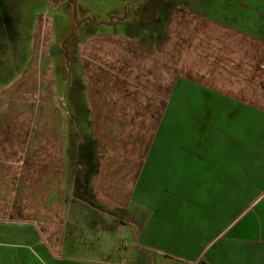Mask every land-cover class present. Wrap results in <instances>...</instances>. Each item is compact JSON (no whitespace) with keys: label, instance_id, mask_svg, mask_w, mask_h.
I'll list each match as a JSON object with an SVG mask.
<instances>
[{"label":"crops","instance_id":"1","mask_svg":"<svg viewBox=\"0 0 264 264\" xmlns=\"http://www.w3.org/2000/svg\"><path fill=\"white\" fill-rule=\"evenodd\" d=\"M188 1L146 39L79 43L71 104L88 163L68 147L76 118L57 102L52 26L38 20V49L0 89V264H264V0ZM69 168L71 201L90 207L74 175L95 169L92 208L113 233L67 213Z\"/></svg>","mask_w":264,"mask_h":264},{"label":"rangeland","instance_id":"2","mask_svg":"<svg viewBox=\"0 0 264 264\" xmlns=\"http://www.w3.org/2000/svg\"><path fill=\"white\" fill-rule=\"evenodd\" d=\"M171 0H165V4L170 5ZM8 4L17 29L16 43H6L3 38H0V89L3 86H10L17 82V76L24 72L27 67L29 55L32 54V48L38 49L36 42L37 34L35 32L33 38V27H38L40 23L38 20L44 18L47 20L46 24L51 23L53 36H50V30L43 33V50L45 51L50 45L49 55L54 58L56 73V81L58 83L59 95L58 104H67L65 109H68L71 116H73L74 126L69 125L68 128V147H72L76 152L78 145L82 144L87 135V122L82 113H79L72 103V97L75 93V102H80V67L78 66V58L81 57L79 43L95 33H114L117 31L127 32L130 35H138L139 38L146 39L149 36L147 29L161 30L163 20L169 13V7L166 5L157 4L153 0H75L76 11L75 20L82 21L84 18H89L90 21H85L81 26L74 31L75 23L72 14V5L70 3L61 2L58 5L49 4L46 0H4ZM143 9V4H146ZM178 4H189L188 0H177ZM134 7L138 8L137 12ZM179 6H176V8ZM154 14L152 19L150 15ZM131 20L127 24H115L110 27L105 24L96 25L100 22L109 23L110 18ZM45 24V25H46ZM52 34V33H51ZM141 35V37H140ZM53 40V43H52ZM40 43V42H39ZM35 52V50H34ZM80 61V60H79ZM81 64V62H80ZM82 66V65H81ZM44 78L52 80L50 69L45 68ZM20 73V74H19ZM62 88V89H61ZM61 96V97H60ZM82 125V126H81ZM77 126V127H76ZM78 126L80 128H78ZM79 162L74 158V167L77 168ZM80 173V172H76ZM69 178L66 186L67 201L69 204L67 213L69 215H80L82 219H86L90 223L97 224L100 229L104 231L105 227L110 228L114 232V227H111L110 218L111 213L100 211L97 208H92L87 204L77 206L75 201H71L70 192L72 191V172L69 168ZM74 200V199H72ZM109 213V214H108ZM120 216V215H119ZM122 216V215H121ZM88 224V222H86ZM98 232V231H97ZM127 241H122V243ZM121 243V244H122Z\"/></svg>","mask_w":264,"mask_h":264},{"label":"trees","instance_id":"3","mask_svg":"<svg viewBox=\"0 0 264 264\" xmlns=\"http://www.w3.org/2000/svg\"><path fill=\"white\" fill-rule=\"evenodd\" d=\"M154 2H156L157 4H162L165 2V0H153ZM170 5H167V3L164 5H166V7L170 6V11L173 10L176 5L174 4L173 0L170 1V3H168ZM77 153L76 155H78V160L86 158L85 162L88 163L91 160L89 158L94 157V142L93 139L91 137L84 139V142L80 145H78V147L76 148ZM77 160V159H76ZM95 168V167H94ZM95 169L89 171L88 173H86L85 175H82L80 173H76L74 175V196L86 203H88L91 206H95L90 198L89 195V191H88V183L89 180L91 178V176L94 174Z\"/></svg>","mask_w":264,"mask_h":264},{"label":"flooded vegetation","instance_id":"4","mask_svg":"<svg viewBox=\"0 0 264 264\" xmlns=\"http://www.w3.org/2000/svg\"><path fill=\"white\" fill-rule=\"evenodd\" d=\"M61 2L70 3L71 0H59L56 5H58ZM49 3V2H48ZM51 4V3H49ZM87 20V18L82 20V24ZM12 11L10 10V7H8V4L4 2V0H0V38H3L2 40H5L6 43L15 44L16 43V36L17 29L15 27V22ZM81 24V25H82ZM80 25V26H81Z\"/></svg>","mask_w":264,"mask_h":264},{"label":"water","instance_id":"5","mask_svg":"<svg viewBox=\"0 0 264 264\" xmlns=\"http://www.w3.org/2000/svg\"><path fill=\"white\" fill-rule=\"evenodd\" d=\"M47 2L49 3H52L54 5H56L58 3L59 0H46ZM71 5H72V14H73V17H74V23H75V27H74V31L78 28L77 26H80L82 24V21H76L75 20V11H76V3H75V0H71ZM114 20H120L118 18H114ZM86 21H90L89 18H87ZM113 22V19L110 20L109 24H112ZM104 23H98L96 25H103Z\"/></svg>","mask_w":264,"mask_h":264}]
</instances>
